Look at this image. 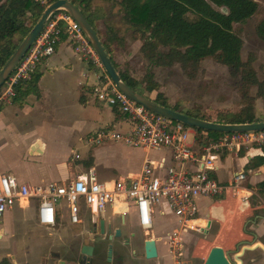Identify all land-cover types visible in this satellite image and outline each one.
<instances>
[{"label":"rangeland","instance_id":"obj_1","mask_svg":"<svg viewBox=\"0 0 264 264\" xmlns=\"http://www.w3.org/2000/svg\"><path fill=\"white\" fill-rule=\"evenodd\" d=\"M263 14L264 0H261L259 13L239 25L240 34L244 40L243 58L247 59L250 53L256 56L254 66L260 78L264 75V70L260 68L264 65V40L256 35L255 26ZM63 43H66L75 53L69 41L65 40ZM126 55L131 56L136 67V75L143 76L145 62L137 51L132 49ZM154 70L159 89L152 93L147 92L154 99L157 97V92H161L170 105L196 108L203 112L206 118L215 121H231L233 113L237 112H244L246 118L260 119L262 117L261 110L264 102L260 100L258 102L260 109H257V98L252 101L243 100L238 91L236 78L231 76L226 65L212 58L202 62L195 78L189 77L180 64L157 67ZM40 73L36 93L32 92L27 97H18L13 103L3 106L1 110L0 174L12 172L19 182L27 181L30 184L63 180L67 175L61 172L60 167L66 158H76L75 162L82 164L95 154L100 177L108 179L128 172H138L146 157L157 159L168 153L165 148L135 147L123 141L91 142L88 139L89 136L100 127L111 124L114 118L111 110L103 109L96 104L97 100L94 94L90 93L88 86L81 84H92L94 75L86 79L79 71H72L68 66L43 68V72ZM83 93L86 102L81 100ZM131 126L128 120L120 118L111 125V129L126 132ZM37 136L45 142V150L40 154H31L28 144ZM77 154L78 157H76ZM230 160H233V157H228L224 163L225 166H228ZM80 167H77V170L82 168ZM236 197L237 199L232 196L233 204L226 206V210L230 212V219L225 221L220 233L221 237L216 241L210 239L214 235V229L210 232L205 230L192 232L186 240H183L184 243L180 249L176 247L177 251L196 255L198 258L197 261H193V264L205 262L211 248L223 243L222 238L225 233L231 232L237 219H242L244 216L238 214L243 206L240 196L236 195ZM210 203L208 199L203 200L202 210H205ZM89 215V212L82 213V217ZM105 216H115L109 205ZM126 217L128 220H135L131 213ZM0 220L5 225L0 238V260L8 257L12 264H21L23 248L42 244L49 233H52L56 240L59 239L63 231L54 227L70 223L65 213L60 215L55 225L41 224L38 221L35 202L26 208L14 206L6 211ZM154 223L156 233L158 229L166 232L178 224L169 210L164 215H157ZM155 236L158 235L155 234ZM164 248L159 243V250L162 251ZM164 259L169 262L168 257Z\"/></svg>","mask_w":264,"mask_h":264},{"label":"built area","instance_id":"obj_2","mask_svg":"<svg viewBox=\"0 0 264 264\" xmlns=\"http://www.w3.org/2000/svg\"><path fill=\"white\" fill-rule=\"evenodd\" d=\"M36 1L46 8L56 0ZM65 40L73 45L75 54L94 74V82L88 85L90 93L98 102L119 109L132 125L126 132L102 128L89 140L167 148L172 151L174 164L168 165L165 157L159 162L149 159L139 173L112 180L102 179L95 166L84 175L63 182L30 184L19 182L12 173H3L0 175V217L16 205L24 207L35 202L38 221L55 225L64 213L71 222H77L83 218L84 211L104 217L108 205L123 203L126 211L133 209L139 225L149 231L155 217L169 210L178 224L168 231L166 241L171 248L180 249L185 233L192 228L191 221L198 210L197 198L225 196L246 178L244 171H240L232 183L219 182L213 174L217 169L216 159L223 153L238 154L242 148L264 145V130L224 132L218 137L200 140L194 127L132 100L118 89L80 24L63 8L50 14L40 34L0 87V110L15 101L19 85L29 81L39 65ZM241 201L247 204L249 195H242Z\"/></svg>","mask_w":264,"mask_h":264},{"label":"trees","instance_id":"obj_3","mask_svg":"<svg viewBox=\"0 0 264 264\" xmlns=\"http://www.w3.org/2000/svg\"><path fill=\"white\" fill-rule=\"evenodd\" d=\"M71 1L81 8L95 27L123 80L140 93L152 98L149 93L159 89L154 70L157 67L180 64L189 77L195 78L202 62L212 58L226 65L231 76L236 78L243 100L252 101L259 97L264 100V75L260 78L254 66V54L243 58L244 40L239 26L259 13L261 0H118V16L110 19L111 25L105 23L100 27L92 14L97 0ZM43 10L44 6L36 0H0V69ZM255 32L264 40V14L257 21ZM137 40L141 42L137 53L145 62V73L141 77L136 75L131 58L124 56V52L131 51V43ZM260 68L264 70V65ZM40 76L41 73L36 71L29 81L20 84L17 98L36 93ZM84 99L83 93L81 100ZM156 100L175 110L207 119L196 108L170 105L161 92H157ZM117 111L122 113L119 109ZM247 119L244 112H237L233 113L230 122L264 121V106L260 119ZM194 128L200 140L222 135V132ZM245 151L246 148H242L240 155ZM252 163H264V156H257ZM257 188L264 193V180L257 184ZM0 264L12 262L3 257Z\"/></svg>","mask_w":264,"mask_h":264},{"label":"crops","instance_id":"obj_4","mask_svg":"<svg viewBox=\"0 0 264 264\" xmlns=\"http://www.w3.org/2000/svg\"><path fill=\"white\" fill-rule=\"evenodd\" d=\"M97 1H96L97 3L93 4V10H92V14L93 17L95 18L96 24L98 25V27L104 26L105 23L111 25L112 23L110 19L118 16V9H119L118 3L115 1H103V0H97ZM102 2H107V3L104 4ZM63 42L57 46L56 51L52 56H50L48 59L43 61L42 64L39 65L37 72H43V68H51V67L66 68L68 66L72 71L74 70L79 71L81 76L86 77V79L92 77V75L94 74L91 72L88 64H86L84 60H82L78 55H76L70 49V47ZM140 45H141L140 40L132 42L130 45L131 50L133 49L137 51ZM126 54L127 52H124V56L130 59L131 56H127ZM81 84H83V86L86 87L88 86L85 83H81ZM256 100H257V109H260V103L258 102L260 100L264 102V100L261 97L257 98ZM82 102H86V99H84V101ZM96 104H99L103 109L104 108L109 109L114 113V118L111 120V124L100 127L98 130L105 127L111 128V125H113L114 122H116L120 118L128 120L127 117L124 114L118 112L117 109L104 105L98 101L96 102ZM262 104L264 106V103ZM1 110L0 113L2 112ZM207 119L211 121H215L214 119L211 118H207ZM245 120L247 121L248 119L245 117ZM215 122H230V121H215ZM97 131L93 132V134L90 135L89 138L94 136L97 133ZM36 143L39 144L35 146ZM45 146L46 144L43 141V139L37 136L29 142L28 150L29 153L31 154H40L44 152ZM135 147H142V146H135ZM167 150L168 153L161 156L160 158L156 159V158L146 157L143 161V165L146 162V160L150 159L159 162L164 157L168 165L174 164V161L172 159V151L170 149ZM257 156H264V145L250 146L246 149L244 155H240V153L238 154L223 153L216 159L217 169L214 171L213 174L219 182L223 184L232 183L234 181L235 175L240 171H244L246 178L241 182L239 187L234 189H229V192L225 196L222 197L199 196L197 198L198 210L195 219L191 221L192 228L188 229L187 233H185V240L187 239V237H189L188 235H190L192 232H203V230L210 232L211 229H214L215 230L214 235L213 237H210V239L212 240L215 239L216 241L222 235L220 233L223 230L225 221L230 219V212L226 210V206L228 205L230 206L233 204L231 199L232 196L237 199L235 194L240 196V198L242 195H249V202L247 204H244L241 201L243 207L238 211V214L244 215L243 218L237 219V221L235 222L236 224L233 225L234 229L229 233H225V236H223L222 238L223 243L216 246L223 247L226 251L231 253L233 258H235L236 254H242L243 262L238 259L236 264H264V193H260L257 188V184L264 180V163L253 164L252 160ZM91 157L92 158L85 160L82 164L76 163L75 162L77 160L76 158H69V159L66 158V161L62 162L63 164L61 165L60 170L61 172L66 174L67 177L63 180H54V181L63 182L68 178H75L80 175H84V173L92 166H95L97 168L95 154H92ZM228 157H233V160H230L228 166H225L224 163L226 162ZM143 165L141 166V169ZM79 166H81L82 168L80 167L81 169L77 170V167ZM190 167L194 168L195 166L190 165ZM141 169L135 173L128 172L125 175L112 176L107 180H112L119 177H126L129 175H135L139 173ZM227 173H229L230 175ZM205 199L210 200L211 203L205 207V210H202V202ZM30 204L24 207H21L19 205L16 206L20 208H26ZM123 206H124L123 203H117L115 204V206H112V208L115 210L126 211V209ZM36 212H37V206H36ZM126 212H128L129 214L131 213L135 218V220L137 221L136 214L133 211V209H130ZM4 227L5 225L3 224V221H1L0 230L3 229ZM202 264H204V262Z\"/></svg>","mask_w":264,"mask_h":264},{"label":"flooded vegetation","instance_id":"obj_5","mask_svg":"<svg viewBox=\"0 0 264 264\" xmlns=\"http://www.w3.org/2000/svg\"><path fill=\"white\" fill-rule=\"evenodd\" d=\"M89 213L80 221L54 227L63 231L59 239L49 233L42 244L23 248L21 264H193L197 261L198 257L193 253L171 248L166 241L169 230L158 229L156 233L154 224L147 231L136 220H128V212L113 208L115 216L99 217ZM149 238L155 240L158 253L151 258L145 251V242ZM159 243L164 250H159ZM164 257H168L169 262L164 261Z\"/></svg>","mask_w":264,"mask_h":264},{"label":"water","instance_id":"obj_6","mask_svg":"<svg viewBox=\"0 0 264 264\" xmlns=\"http://www.w3.org/2000/svg\"><path fill=\"white\" fill-rule=\"evenodd\" d=\"M58 8H63L68 11L75 20L80 24L84 33L88 37L89 41L96 49L102 64L109 74L110 78L116 84L118 89L125 93L132 100L143 105L144 107L164 115L172 120L180 121L184 124L190 125L196 128H202L205 130L217 131V132H234V131H258L264 130V121L256 122H215L208 119H203L186 114L182 111L175 110L171 107L165 106L158 102L154 98H150L145 94L140 93L136 89L129 86L121 77L119 71L116 69L108 51L106 50L103 41L97 33L95 27L88 20L81 8L74 4L71 0H56L50 3L44 8L40 18L33 25L30 31L24 36L22 41L18 44L12 55L0 69V87L14 70L18 62L30 48L33 41L40 34L43 29L48 17L52 12ZM39 143H36L37 146ZM3 229L0 230V238L2 236ZM145 251L147 257L157 256V246L153 238H149L145 242ZM242 260V254H236L235 258L232 257L231 253L226 251L221 246H213L204 262V264H236L237 260Z\"/></svg>","mask_w":264,"mask_h":264},{"label":"bare ground","instance_id":"obj_7","mask_svg":"<svg viewBox=\"0 0 264 264\" xmlns=\"http://www.w3.org/2000/svg\"><path fill=\"white\" fill-rule=\"evenodd\" d=\"M231 189H233V188H231Z\"/></svg>","mask_w":264,"mask_h":264}]
</instances>
